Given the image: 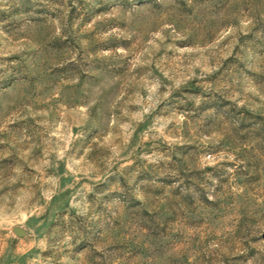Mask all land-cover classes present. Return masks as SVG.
Segmentation results:
<instances>
[{
	"label": "rangeland",
	"instance_id": "1",
	"mask_svg": "<svg viewBox=\"0 0 264 264\" xmlns=\"http://www.w3.org/2000/svg\"><path fill=\"white\" fill-rule=\"evenodd\" d=\"M0 264H264V0H0Z\"/></svg>",
	"mask_w": 264,
	"mask_h": 264
}]
</instances>
